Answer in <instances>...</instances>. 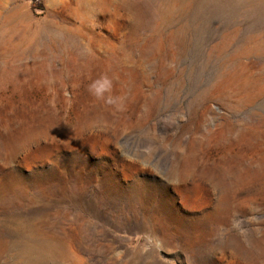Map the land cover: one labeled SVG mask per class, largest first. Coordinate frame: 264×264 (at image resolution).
<instances>
[{
	"label": "rangeland",
	"instance_id": "1",
	"mask_svg": "<svg viewBox=\"0 0 264 264\" xmlns=\"http://www.w3.org/2000/svg\"><path fill=\"white\" fill-rule=\"evenodd\" d=\"M0 264H264V0H0Z\"/></svg>",
	"mask_w": 264,
	"mask_h": 264
}]
</instances>
